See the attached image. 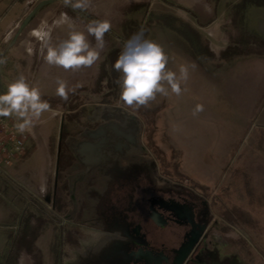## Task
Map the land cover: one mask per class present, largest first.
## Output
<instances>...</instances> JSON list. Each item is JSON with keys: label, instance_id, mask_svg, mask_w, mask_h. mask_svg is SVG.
Here are the masks:
<instances>
[{"label": "rangeland", "instance_id": "rangeland-1", "mask_svg": "<svg viewBox=\"0 0 264 264\" xmlns=\"http://www.w3.org/2000/svg\"><path fill=\"white\" fill-rule=\"evenodd\" d=\"M0 2L1 15L18 1ZM13 16L14 9L0 26ZM151 23L150 18L145 36ZM107 60L109 65L115 63V55ZM119 75L114 69L102 70L100 76L87 78L90 83L85 92L71 93L67 101L63 100L58 112L61 117H50L48 112L41 115L56 145H60L59 170L65 151L62 144L68 134L75 137L84 131L96 133V129L88 128L99 123L109 125L112 113L119 112L136 129L133 144L142 148L143 166L129 164L126 158L116 163L114 172L122 170L109 176L103 193L111 200L107 202V212L125 214L121 204L125 202L127 209L145 222L142 195H136L141 184L148 185L150 181L161 187L177 183L202 198V216L213 224L207 239L211 246L219 248L220 256V247L225 243L223 255L234 264H264V172L252 168L264 166V61L245 72L221 109L214 94L201 88L192 94L189 91L194 88H182L180 95L169 91L168 96L157 94L146 106H127L119 100ZM190 95L199 96L211 108L196 112V117L187 118L189 121L183 118L186 123L176 129L173 102ZM257 138L260 141L255 144ZM57 154L51 164L48 189L43 193L39 190L40 157L35 151L25 163L17 158L5 166L6 174H0V264H41L43 258H51L48 264H77L79 245H94L93 231L88 232L82 216L67 213V195L62 194V180L56 175ZM56 179L61 194L55 200L51 190ZM63 195L66 198L61 203ZM154 198L151 195L152 203Z\"/></svg>", "mask_w": 264, "mask_h": 264}, {"label": "crops", "instance_id": "crops-1", "mask_svg": "<svg viewBox=\"0 0 264 264\" xmlns=\"http://www.w3.org/2000/svg\"><path fill=\"white\" fill-rule=\"evenodd\" d=\"M17 1L7 6L0 15L2 23L14 9V16L0 26V60L4 61L0 63V93L5 92L7 85L22 74L29 85L40 89L42 100H46L55 110V115L48 112L50 117H61L58 112L64 102L55 95L57 78L65 80L69 89H74L69 91V95L82 94L90 83V79L87 78L100 76L102 70L109 69L111 72L114 69V63L107 64L109 56L115 55L116 61V56H119L124 43L130 37L141 30L145 36L150 18L152 23L147 31V37L144 38L163 47L169 58L167 68L178 74L180 65L188 66V79L184 81L186 85L184 83L181 88H194L189 91L191 94L199 92L200 88L214 94L220 109L230 92L235 91L245 72L252 71L257 63L264 61V1L90 0L88 8L83 11H74L71 7H66L63 0ZM61 14H67L74 29L83 31L86 35V27L91 21L110 22L111 29L104 36V47L98 49L99 58L92 66L64 70L59 66L47 64L40 55V44L31 36V32L41 21H47L52 27L53 44L66 39L70 31L68 24L60 26L54 24ZM246 34L252 36L247 39ZM88 40L93 47L96 46L94 37L88 36ZM247 41L251 42L246 47ZM255 43L258 45L255 46ZM29 48H32L31 54ZM197 105L205 112L211 108L207 101L200 100L197 95L173 102L174 110L180 111L178 113L175 110L176 129H182L186 123L183 118L189 121L187 118L196 117L193 113ZM115 114L120 113L114 111L110 117L111 122L115 119ZM11 118L15 120L14 117ZM98 127L93 128L96 129V133L86 132L85 135L78 134L75 137L68 134L64 142L60 134V144L63 142L65 151L59 170L61 155L57 154L59 142L57 146L45 119L39 118L34 122L26 138L23 154L17 158L23 164L34 151L38 153L39 190L43 193L48 189L49 174L53 172L51 164L55 162L54 157L57 154V176L62 180V194L67 195L65 199L68 205L67 213L71 216L80 214L81 219L88 225V232L93 231L94 245L91 243L79 245L77 264H132L130 255L132 256L134 251H131L132 246L127 238L135 229L140 234L143 233V219L133 215L125 202L121 204L126 208H124L126 215L107 212L106 205L109 199L103 193L107 189L105 186L109 180L108 171H100L95 166L103 158L109 159L111 156L110 152L114 151L111 150L114 136L108 125L102 124ZM259 141L257 138L255 144ZM261 141L264 144V134ZM123 143V140H120L119 145L122 147ZM139 145H135L137 150L130 147L126 152L127 155H136L134 164L143 166L142 150L138 149ZM252 168L255 172H264L263 165H254ZM138 172H141V169ZM134 190L135 188L130 192L133 193ZM136 195L144 196H141L140 200L144 208L149 195L143 184L137 189ZM64 197L66 198L65 195L61 196L62 199ZM88 235L90 238L91 235ZM43 252L44 250H41L40 253ZM49 260L45 261L43 258L41 264H48Z\"/></svg>", "mask_w": 264, "mask_h": 264}, {"label": "clouds", "instance_id": "clouds-1", "mask_svg": "<svg viewBox=\"0 0 264 264\" xmlns=\"http://www.w3.org/2000/svg\"><path fill=\"white\" fill-rule=\"evenodd\" d=\"M89 3L90 0H63V4L74 11L86 10ZM66 23L70 31L67 38L57 44L52 43V27L47 21H41L31 32V36L40 44L39 53L43 60L64 70L92 66L99 58L98 49L104 47V36L111 29L110 22L91 21L86 27L87 35L74 29L67 14H61L54 21L56 26ZM88 36L95 38V47L90 44ZM28 51L31 54L32 48ZM168 59L163 47L145 39L142 30L130 37L113 65L120 74L117 80L120 87L119 100L127 106H146L157 94L168 96L171 91L180 95L181 83L188 79L189 69L182 64L177 74L167 68ZM3 62L0 60V63ZM56 84L55 95L67 101L69 91L74 89H69L66 81L60 78H57ZM200 110L201 106L197 105L193 114ZM45 112L55 115L51 105L42 100L40 89L29 85L22 74L7 85L5 92L0 93V117H14L13 127L20 133L31 130L34 122Z\"/></svg>", "mask_w": 264, "mask_h": 264}, {"label": "flooded vegetation", "instance_id": "flooded-vegetation-1", "mask_svg": "<svg viewBox=\"0 0 264 264\" xmlns=\"http://www.w3.org/2000/svg\"><path fill=\"white\" fill-rule=\"evenodd\" d=\"M101 124L103 123L88 129L96 128ZM110 124L112 125L110 126ZM108 127L114 136V141L111 144V150L114 151L110 152L109 159L103 158L95 167L103 172L108 171V176H111L113 173L121 172L122 169L114 172L115 165L121 158H126L129 164L136 165L134 164L136 155H127L126 152V149H130V147L137 150L133 144L136 129L126 116L121 115H116ZM79 134L85 135L86 133L84 131ZM120 140L124 142L122 147L119 145ZM58 183L59 180L56 179L51 190L55 200L59 194ZM143 185L149 195L147 205L144 207V216H146V221H143L144 230L142 234L137 229L132 230L131 239L127 238L132 246L131 251H134L133 255H130L132 264H174V259L179 256V252L185 250L191 243L193 245L181 264H234L223 255L225 243L220 247L223 251L220 256L219 248L211 246L207 239L213 224L205 216H202V198L177 183L155 187L149 181L148 185L145 183ZM151 195L155 196L153 203L150 200ZM140 249L145 253L142 258L135 254ZM197 254L198 256H196ZM193 257H196L195 260Z\"/></svg>", "mask_w": 264, "mask_h": 264}, {"label": "built area", "instance_id": "built-area-1", "mask_svg": "<svg viewBox=\"0 0 264 264\" xmlns=\"http://www.w3.org/2000/svg\"><path fill=\"white\" fill-rule=\"evenodd\" d=\"M14 123L11 117H0V174H6L5 166L12 165L23 154L25 140L30 134V130L24 133L16 131Z\"/></svg>", "mask_w": 264, "mask_h": 264}, {"label": "water", "instance_id": "water-1", "mask_svg": "<svg viewBox=\"0 0 264 264\" xmlns=\"http://www.w3.org/2000/svg\"><path fill=\"white\" fill-rule=\"evenodd\" d=\"M57 175V173H56ZM193 243L189 244L187 246V248L185 250H183L182 252H179V256L174 259V264H181L184 259L186 258L187 254L189 253L191 247H192ZM136 256H139L140 258H142V256L144 257L145 253L143 252V250H138L137 253H135ZM148 255V253H146Z\"/></svg>", "mask_w": 264, "mask_h": 264}]
</instances>
